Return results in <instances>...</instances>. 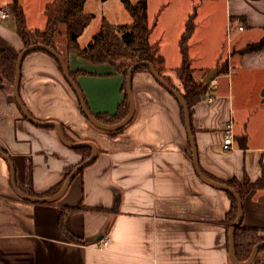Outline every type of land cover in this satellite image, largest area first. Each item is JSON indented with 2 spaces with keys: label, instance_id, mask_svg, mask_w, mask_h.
Instances as JSON below:
<instances>
[{
  "label": "crops",
  "instance_id": "obj_1",
  "mask_svg": "<svg viewBox=\"0 0 264 264\" xmlns=\"http://www.w3.org/2000/svg\"><path fill=\"white\" fill-rule=\"evenodd\" d=\"M177 1H160L158 18L149 22L153 27L149 42L156 43L164 57L162 73L183 91L174 69L182 62L179 39L193 5L178 13ZM224 9L229 29L236 27L227 39L228 72L219 71L214 78L213 99L202 98L193 107L191 130L198 164L208 178L256 181L264 173L262 103L256 99V89L235 90L232 84L234 79L264 69V49L241 56L231 50L263 36L264 0H225ZM39 23L42 28L43 8ZM157 24L173 29L169 45L163 42L161 32L154 35ZM194 25L188 43L198 26L195 18ZM241 25L244 28L239 31ZM0 47L15 54L24 48L9 16H0ZM60 54L69 71L86 72L77 74L76 82L89 111L116 112L123 101V76L109 63L95 64L77 54ZM224 61L203 68L198 77H194L190 62L194 80H201L206 70H218ZM22 62L19 92L30 115L59 123L76 142L94 143L97 155L49 203L17 196L10 184L8 163L0 157V264H232L224 223L231 206L229 196L198 178L180 104L151 73H134V114L120 133L110 135L82 114L77 95L52 56L36 50ZM236 66L240 71L236 68L234 75ZM229 122L233 141L225 150L222 142ZM0 150L13 163L17 187L31 196L58 185L67 168L78 165L82 158L60 141L54 128L30 123L24 117L12 84L1 76ZM77 206L80 208L68 214L65 223L81 243L66 237L58 223L60 209ZM242 208L241 224L258 229L264 237V189L249 191ZM102 238L108 240L104 248L98 244ZM256 254L257 261L254 258L251 264H264V251Z\"/></svg>",
  "mask_w": 264,
  "mask_h": 264
},
{
  "label": "trees",
  "instance_id": "obj_2",
  "mask_svg": "<svg viewBox=\"0 0 264 264\" xmlns=\"http://www.w3.org/2000/svg\"><path fill=\"white\" fill-rule=\"evenodd\" d=\"M121 1L124 8L129 13L130 21L114 24L107 20L106 17H103L98 27L99 29L91 36L90 40L86 43V46H82L78 43V37L82 34L84 28L89 25L90 21L94 17L93 13L84 11L86 0H51L45 3L43 7L45 23L42 28H36L33 33L27 30L26 15L24 14L19 0H11V2L6 4L4 7H0V9H3L7 13V16H9L13 29L20 37L24 47H28V45L32 43H41L49 45L60 52L55 45V42L60 36H62L64 38L65 54H77L90 63H109L116 73L123 76L121 85V89L124 94L123 101L119 104L116 112L113 114L93 113L98 121L105 124L121 121L129 110L125 89V77L127 75L126 71L131 64L136 63L137 61H149L153 63L155 70L163 76L166 82H169L174 88H176L171 83L170 78L162 73L164 70V57H162L159 53L158 45L156 43L149 42V36L153 27L148 21V0H136L134 3L130 0ZM194 18V13L190 14L184 25L185 29L179 39L182 62L174 69V72H176V75L180 80L181 87H183V91H180L179 88H177V90H179L185 102L188 104L189 118L191 119V122L193 107L208 93L207 86L209 84V82H204L202 79L199 81L194 80L192 72L193 68L190 65L189 56L187 55V40L195 28ZM260 49H264V34L257 42H249L242 48L232 49L231 54L241 56L246 52L259 51ZM37 51L47 53L45 50ZM16 57L17 54L12 53L5 47H0V76L10 84H13L15 78ZM58 65L61 70L59 63ZM141 70L149 72L147 67L142 66L138 67L134 73ZM218 71H220V73L228 72L227 60L218 66ZM69 72L75 82L77 74L86 73L85 71L79 69L75 70V72ZM208 72L209 70H206L205 73ZM82 114L84 115L83 111ZM180 117L184 122L183 110L181 106ZM62 127L64 130V126ZM47 128L53 129L50 126H47ZM122 130L123 128H119L105 132L110 135H115L120 133ZM64 134L70 141L75 142V140L66 134L65 131ZM242 146H244V144H242ZM72 149L75 152L81 153L82 158L80 162L86 160L92 153L91 148L87 145H80ZM74 167L75 166H70L67 168L66 175L63 180L58 183V185L49 188L43 193L38 194L33 192L32 195L38 197H49L50 195L55 194L62 187L64 179L72 172ZM83 169L84 168H81L79 173ZM243 178V181L233 179L230 181H224L223 183L234 189L235 192L241 196V199H244L249 194V191L253 189H264V173L261 178L256 181H251L250 178L247 177ZM226 194H228L231 202L230 210L226 213L224 218V223L227 225L226 228L228 232L229 226L234 222L236 217L237 209L234 196L228 192H226ZM80 206L75 208L64 207L60 209L58 218L60 230H62L66 237L76 243H81V240L67 228L65 219L68 214L73 213L75 210L79 209ZM234 240L235 255L238 260L244 261L250 256V251L256 243L262 241L264 242V237L260 235L258 229L251 227L246 228L241 224L234 233ZM259 251H264V247L260 248ZM255 258V261H257V257Z\"/></svg>",
  "mask_w": 264,
  "mask_h": 264
},
{
  "label": "rangeland",
  "instance_id": "obj_3",
  "mask_svg": "<svg viewBox=\"0 0 264 264\" xmlns=\"http://www.w3.org/2000/svg\"><path fill=\"white\" fill-rule=\"evenodd\" d=\"M49 1L51 0H19L26 15V25L29 32L33 33L36 28H39L40 13L42 12L43 5ZM130 1L134 3L136 0ZM160 1L149 0L148 2L147 12L150 23L158 18L156 14L158 13V9H160ZM10 2L11 0H0V7H4ZM189 5H193L190 11L196 14L195 23L198 21V26L194 33L195 35L189 40L187 55L191 58V65L195 68L194 77H198V74L204 70L203 68L213 66L217 60H229V56L227 55V39L230 33L231 35L234 34L236 27L231 25L229 29V23L227 24L225 19V0H178L176 11L178 13L181 9L184 11ZM84 11L93 13L94 17L79 39V43L82 46H86L87 40L91 37L90 35H93L99 29L98 27L103 17H106L107 20L114 24L130 21L129 13L124 8L121 0H86ZM154 32H156L154 35H157V32H161L163 35L160 33V37L163 38V42L169 45L168 42L173 34L172 28L169 26L165 27L163 24H157L154 27ZM63 44L64 38L60 36L56 40L55 45L59 51L65 53ZM236 58L237 56H231L230 59ZM236 68L237 66L234 68V75L237 72ZM245 72L247 70L240 72V75ZM239 77L241 78L242 76ZM232 86L235 90L245 88L256 89V99L262 103L260 113H264V69L255 71L254 75L251 74L250 77L245 75L240 80L235 81L234 79Z\"/></svg>",
  "mask_w": 264,
  "mask_h": 264
},
{
  "label": "water",
  "instance_id": "obj_4",
  "mask_svg": "<svg viewBox=\"0 0 264 264\" xmlns=\"http://www.w3.org/2000/svg\"><path fill=\"white\" fill-rule=\"evenodd\" d=\"M36 50H43V51L45 50L47 53H49L54 58L55 61H57L60 64L63 76L65 77L66 81L68 82V84L70 85L72 90L77 95V98L79 101V106H81V109L84 113L85 118L92 125H94L95 127L99 128L101 130H104V131L116 130V129L122 128L126 123H128L130 121V119L132 118L134 111H135L133 89H132V79H133L134 71L138 67H142V66L147 67L149 69V73H151V75H153V77L159 83V85L162 86L163 88H165L167 91H169L174 96V98L177 100V102L180 104V106L183 110L185 129H186V133L188 134L189 146L191 149L192 164H194V169H195V172H196L198 178L203 180L204 182H206L207 184H209L210 186H212L216 189H221L225 192H228L229 194L234 196V198L236 200L237 214H236V217L234 219V222L231 223V225L229 226L228 234H227L228 255L230 257L231 263L232 264H251L253 262L254 258L257 255L256 253L259 251L260 248L264 247L263 241L256 243L252 247V249L250 251V256L246 260L240 261V260H238L237 256L235 255L234 233H235L236 229L241 225L242 218H243V208H242L241 196L238 193H236L234 189L227 186L225 183L210 179L203 173V171H201L200 165L198 164V155H197V148L195 145L194 135H193L192 130H191V119L189 118L188 104L185 102V100H184L183 96L181 95V93L179 92V90H177V88H174L169 82H166V80L163 78V76L155 70L153 63H151L149 61H137L136 63H133L128 67V69L126 71L127 75L125 77V89H126V94H127L128 104H129V110H128L127 114L123 117V119H121V121H118L115 123L105 124L101 121H98L95 118V116L93 115V113H91L89 111L88 106H86V104H85L82 92L80 91L77 83L74 81V79L70 75L69 67H68L66 61L63 59L60 52H58L55 48H53L49 45L41 44V43H32V44H29L28 47H24L17 54L16 61H15L16 62L15 75H14L15 78H14V82L12 84V92L14 93L15 100H16L19 108H21L24 117L30 123H34V124L42 126V127L50 126V127L54 128L56 133H57V136L60 138V141L63 142L65 145H67L71 148H76L80 145H87L91 148V152H92L90 157H88L86 160L78 163V165H76L74 167L72 172L64 179L62 187L55 194L50 195L49 197H38V196H34V195L33 196L28 195L17 187V185L15 183L16 170H14L13 163L11 162L9 156L6 153H4L2 150H0V157L2 156L8 163L9 170H10V184L12 185L13 191L15 192V194L17 196L21 197L24 200L30 201V202L49 203L50 201L56 200L64 192L65 188L70 184L72 179L79 173V170L81 168H84L85 166H87L91 162H93L94 158L97 155L96 146L94 143L89 142V141H78V142L70 141L67 137H65L63 127L59 123L54 122V121H49V120H46V121L37 120L32 115H30L27 108H25V106H24V104L20 98V92H19V84H20V79H21L20 70H21V65L23 63L22 60L30 52L36 51ZM218 74H219V71L217 70L216 67H214V68L210 69L208 73H205L201 79L204 82H210Z\"/></svg>",
  "mask_w": 264,
  "mask_h": 264
},
{
  "label": "built area",
  "instance_id": "obj_5",
  "mask_svg": "<svg viewBox=\"0 0 264 264\" xmlns=\"http://www.w3.org/2000/svg\"><path fill=\"white\" fill-rule=\"evenodd\" d=\"M0 16L2 18H7V13L0 10ZM243 26H239L238 27V30L239 31H242L243 30ZM214 82H215V79H213L212 81L209 82L208 84V93L205 95L204 99L207 100V101H211L213 99L212 95H211V91L213 89V85H214ZM231 126H232V122H229L226 124V135L223 139V142H222V148L225 149V150H228L231 148V145H232V141H233V138H232V133L230 132L231 131ZM107 239L106 238H102L99 240L98 244H99V247L100 248H104L106 247L108 244H107Z\"/></svg>",
  "mask_w": 264,
  "mask_h": 264
}]
</instances>
